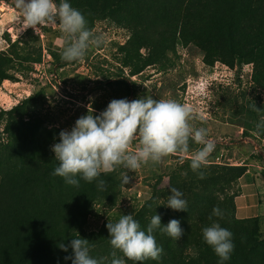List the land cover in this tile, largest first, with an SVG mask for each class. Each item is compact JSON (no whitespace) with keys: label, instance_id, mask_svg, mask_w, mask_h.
Here are the masks:
<instances>
[{"label":"trees","instance_id":"trees-1","mask_svg":"<svg viewBox=\"0 0 264 264\" xmlns=\"http://www.w3.org/2000/svg\"><path fill=\"white\" fill-rule=\"evenodd\" d=\"M59 3V0H55ZM82 14L94 20L104 18L129 31L128 40L118 46L122 66L129 69L115 84L126 99L136 96L137 84L131 80L148 67L158 66L176 52L178 45L198 47L208 66L222 62L234 68L237 63L253 64L254 84L264 90V0H67ZM23 43V42H21ZM20 43V45H21ZM145 51V53H143ZM33 51L25 43H13L0 51V87L6 80L17 81L12 70L24 72L26 64H37ZM71 62L58 61V67ZM31 95L9 111V142L0 144V264H72L71 247L65 252L60 244L70 245L73 238L89 240L90 250L111 249L106 227L86 234L84 225L96 203L115 204L119 179L115 171L101 174L105 190L97 182L80 180L79 187L67 185L63 178L52 176L58 166L51 146L56 128H46L40 121L26 119L27 106L36 101ZM129 101V100H128ZM13 114H15L13 118ZM59 139V138H58ZM183 160V162H182ZM169 173L170 185L161 186L163 177L151 187V196L134 213L141 230L146 231L153 215L161 224L180 221L183 234L174 240L159 229L154 231L163 254L158 261H130L131 264H220L211 246L203 240L202 229L210 226L208 217L214 207L224 212L223 219L213 217L221 227L233 233L234 250L224 264H264V239L260 238L258 220L251 229L248 219L236 218L235 198L215 203L210 190L223 178L228 186L243 178L247 166L208 165L200 179L184 158ZM221 168V169H219ZM79 179V177H77ZM183 193L186 211L166 206L170 188ZM95 258V257H94ZM101 260V259H97ZM103 264V263H102Z\"/></svg>","mask_w":264,"mask_h":264},{"label":"rangeland","instance_id":"rangeland-1","mask_svg":"<svg viewBox=\"0 0 264 264\" xmlns=\"http://www.w3.org/2000/svg\"><path fill=\"white\" fill-rule=\"evenodd\" d=\"M83 15L87 27L102 35L105 43L90 47L82 61L59 68L64 38L58 26H44L37 32L33 28L24 30L15 0H0V51H7L16 41L20 47L27 43L34 57L40 60L37 64L27 63L24 72L12 70L17 81H4L0 87V144L10 140L9 111L31 95L38 94L36 101L29 108L27 106L25 118L40 121L49 129L56 128L54 143L59 142L61 130H71L75 121L88 113L89 106L94 115H99L111 100L126 98L118 86L109 84H115L122 75L128 77L129 69L122 66L118 46L128 40L129 31L108 19L94 20L86 13ZM253 72V64L237 63L231 68L216 62L208 66L198 47L178 45L165 63L148 67L131 77L138 88L136 96L128 100L151 95L157 100L175 99L195 109L196 118L191 123L196 128L208 129V139L215 143L208 165H245L248 168L246 175L231 187L223 178L210 190L211 198L215 203H223L228 202L232 193L238 194L236 218L248 219L244 223L248 230L257 219L260 238L264 239V132L256 133V124L264 117V90L254 84ZM253 103L259 111H253ZM12 116L17 118L15 114ZM137 144L138 141H134L133 147ZM189 144L190 153L203 147L191 140ZM184 158L189 156H169L159 164L149 163L135 172L117 168L115 174L120 183L115 190V204L107 200L96 203L84 232H99L108 222H117L121 215H133L150 198L151 187L160 176L164 180L161 186L170 185L169 173ZM125 175L129 176L127 184L123 182ZM245 216L247 218H241ZM112 251V248H94L90 256L101 259L103 264H111ZM117 256L124 258L125 264H131L121 252L117 251Z\"/></svg>","mask_w":264,"mask_h":264},{"label":"clouds","instance_id":"clouds-1","mask_svg":"<svg viewBox=\"0 0 264 264\" xmlns=\"http://www.w3.org/2000/svg\"><path fill=\"white\" fill-rule=\"evenodd\" d=\"M15 8L24 30L33 28L36 32L44 26H58L63 35L61 59L65 62L82 61L90 47H100L105 43L102 35L95 34L87 27L85 16L73 8L67 0H15ZM253 111L260 109L252 105ZM195 109L175 99H153L151 95L132 100L113 99L99 115L93 114L91 106L88 113L76 121L71 130H61L59 142L51 146L58 166L52 176L63 178L67 185L79 187L80 180L97 182L100 190H105L106 181L101 174H109L123 167L135 172L149 163L156 165L169 156H189L190 168L204 179L201 171L208 164V158L215 150V143L208 139V129L196 128L191 123ZM264 132V117L256 124V133ZM203 147L190 153L189 142ZM138 144L133 147V142ZM183 162V160H182ZM79 177V179L77 178ZM129 182V176L123 177ZM167 207L176 211H186L187 201L183 193L175 187L170 188ZM213 217L223 219L224 212L214 207L208 217L210 226L202 229L205 243L219 257L220 264L230 259L234 250L233 233L221 227ZM111 264H125V259L117 256V251L127 260L142 262L160 260L162 246H158L154 231L159 229L174 240L180 239L183 229L180 221L172 219L167 225L161 224V217H151L147 230H141L139 222L132 214L121 215L117 222H108ZM60 248L67 252L71 247L72 264H102L90 256L89 240L73 238L70 245L61 243Z\"/></svg>","mask_w":264,"mask_h":264},{"label":"crops","instance_id":"crops-1","mask_svg":"<svg viewBox=\"0 0 264 264\" xmlns=\"http://www.w3.org/2000/svg\"><path fill=\"white\" fill-rule=\"evenodd\" d=\"M241 214H245L244 211H241ZM241 218H247V216H245V217H241Z\"/></svg>","mask_w":264,"mask_h":264},{"label":"bare ground","instance_id":"bare-ground-1","mask_svg":"<svg viewBox=\"0 0 264 264\" xmlns=\"http://www.w3.org/2000/svg\"><path fill=\"white\" fill-rule=\"evenodd\" d=\"M7 81V80H6Z\"/></svg>","mask_w":264,"mask_h":264}]
</instances>
